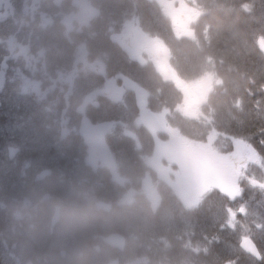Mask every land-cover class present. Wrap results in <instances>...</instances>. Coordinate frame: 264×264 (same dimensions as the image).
<instances>
[{"label":"flooded vegetation","instance_id":"flooded-vegetation-1","mask_svg":"<svg viewBox=\"0 0 264 264\" xmlns=\"http://www.w3.org/2000/svg\"><path fill=\"white\" fill-rule=\"evenodd\" d=\"M136 1L0 0V119L13 122L0 129V155L10 136L22 134L17 121L26 118L37 140L33 144L42 151L26 147L23 153L41 151L44 157L35 180L18 184L32 198L23 215L53 219L57 214L60 224L80 209L79 201L90 208L102 203L100 210L81 209L94 215L89 264H264L240 246L241 237L249 236L264 254V214L239 215L232 235L221 227L223 217L219 227L204 226L201 208L172 205L166 193L173 191L170 183L179 167L169 161L161 170L152 166L155 141L145 128L143 108L164 113L166 122L157 132L163 141L207 144V138L191 134L179 106L158 103L149 91L165 81L174 84L166 41L177 28L175 0ZM190 66L186 61L183 69ZM239 183L242 196L233 207L250 198L248 180L241 176ZM147 186L161 187L160 195L154 190L148 196L157 206L153 211ZM222 198L211 190L200 206ZM194 231L203 238L194 244L195 257L189 243ZM112 234L114 245L102 239ZM14 240L13 234L9 259L0 256V264L19 262ZM68 241L39 248L64 250L66 259H34L35 264H75L72 251L81 246L73 235Z\"/></svg>","mask_w":264,"mask_h":264},{"label":"trees","instance_id":"trees-1","mask_svg":"<svg viewBox=\"0 0 264 264\" xmlns=\"http://www.w3.org/2000/svg\"><path fill=\"white\" fill-rule=\"evenodd\" d=\"M200 3L206 14L196 27L199 42H195L196 49L189 50V57L192 74H209L217 81L205 111L213 121L212 127L220 132L229 135L255 132V125L261 121L256 117L253 102L264 84V51L258 43L264 38V0H200ZM250 90L253 95H249ZM252 139L259 140V136Z\"/></svg>","mask_w":264,"mask_h":264},{"label":"snow or ice","instance_id":"snow-or-ice-1","mask_svg":"<svg viewBox=\"0 0 264 264\" xmlns=\"http://www.w3.org/2000/svg\"><path fill=\"white\" fill-rule=\"evenodd\" d=\"M258 43L264 50V38H261ZM259 92L260 96L253 102L254 108L257 110L256 117L261 121L255 125V132H241L229 136L234 150L223 155L211 147L217 135L213 130L207 144L189 143L181 162L182 167L196 178L200 191L207 192L215 189L222 197L227 198V202L223 203L226 218L221 227L226 225L234 229L236 223L239 222L238 216L247 213L246 203L240 204L238 207H233L232 203L237 197L242 196V188L239 183L241 176L248 180L250 186L258 187L264 191V180L258 179L254 171L248 175L249 165H255L264 174V84L260 85ZM249 95H253L251 90ZM254 135L259 136V150L252 142ZM244 227L247 228V225ZM240 246L255 258L264 259V254L260 252L249 236L241 237Z\"/></svg>","mask_w":264,"mask_h":264},{"label":"rangeland","instance_id":"rangeland-1","mask_svg":"<svg viewBox=\"0 0 264 264\" xmlns=\"http://www.w3.org/2000/svg\"><path fill=\"white\" fill-rule=\"evenodd\" d=\"M202 79H204V78H200L199 80H197V82L198 81H203ZM207 80H208V83H209V77H207ZM189 114H191V112L189 111L188 112ZM193 117H195V118H199V113L198 112H195L194 113V115H193ZM212 124H213V121H212V119L211 118H207L206 119V126H209V127H211V129H212V132H213V130H215V132L217 133V135H216V137H215V140H214V142L215 141H219L222 145L224 144V143H228V144H232V141L229 139V138H227V137H225V136H223V133L222 132H220V131H218L216 128L214 129L213 127H212ZM211 132V133H212ZM209 135L210 134H208V137H209ZM251 167V165H249V168ZM254 171H255V173H256V175L258 176V178L259 179H262L263 180V176H264V174H262V172H261V169L260 168H258V167H256L255 165H254ZM88 215V214H87ZM90 215H88V217H89ZM199 215H197V214H193V217H198ZM252 216L253 217H259V216H261V214H260V212H258V213H256V214H252ZM202 219H200L199 220V222L201 221ZM88 221V219H86V218H80L79 219V224H81V223H84V222H87ZM68 222V221H67ZM66 221H63L62 220V222L60 223V224H58V226L56 227V231L55 232H53V234L52 235H54L57 239H59V241L58 242H56V243H58V244H67V243H70L68 240H66V239H64L63 238V236L65 235L66 237H68L69 236V234L67 233V230H63L64 229V225H66V223H67ZM211 224V220L209 221L208 219H205V221H204V226H209ZM21 228H24V226L23 227H21ZM27 229H28V231H27V238L29 239L28 240V242H27V246L26 247H24L22 250H20L19 251V253L18 254H20V255H22L23 257H26V258H28V255L29 254H31L32 253V251L33 250H38L40 247H51L52 246V244L51 243H49V241H48V238L47 237H44V232L43 231H39V233L36 231L37 229H34V227L32 226V227H26ZM20 231V228L19 227H17V230H16V233H18ZM197 233V231H194V232H192L191 234H190V236H191V240L189 241V243L190 244H192V245H194L196 242H197V244L198 243H200V240L202 241L203 240V238H201V239H197V237L196 236H193V234H196ZM209 233V232H208ZM8 234V230L6 231V232H4L3 230H2V235L3 236H6ZM197 240V241H196ZM55 241V240H54ZM195 247H197V246H195ZM69 250H71L72 251V249L71 248H69ZM87 251L85 252V253H83V255H80L81 254V252L80 251H77V248H76V246H74V248H73V259L72 260H70L71 262L72 261H75V264H78V258L77 259H74V257L76 256V257H78V255H79V258L80 259H82V258H87ZM194 253H196V251H193V254ZM187 258H189L190 256L188 255V254H184ZM51 257H52V259L54 260V261H56V260H62V259H66L67 257H63L62 255H61V252L60 251H58V252H51ZM57 262V261H56ZM82 264H87L86 263V261L85 260H83V262H82Z\"/></svg>","mask_w":264,"mask_h":264},{"label":"water","instance_id":"water-1","mask_svg":"<svg viewBox=\"0 0 264 264\" xmlns=\"http://www.w3.org/2000/svg\"><path fill=\"white\" fill-rule=\"evenodd\" d=\"M203 86L197 85V87L193 89V93L197 95L196 98L198 100H203L206 97L208 88L206 86L205 87ZM143 116L145 120L154 119L155 117L150 112L143 113ZM105 130H106V125H104V131ZM186 150L187 148L185 145V149L183 148V150L179 149V151L178 150L175 151V154L179 155V157H177V164L180 167L181 175L179 176L178 181L173 185V188H175V190L177 191L179 197L183 202H185L188 205H194L199 202V197L202 196L205 192L199 190L196 178L190 175L189 172L182 167L181 162L185 156ZM172 154L174 155V153Z\"/></svg>","mask_w":264,"mask_h":264},{"label":"bare ground","instance_id":"bare-ground-1","mask_svg":"<svg viewBox=\"0 0 264 264\" xmlns=\"http://www.w3.org/2000/svg\"><path fill=\"white\" fill-rule=\"evenodd\" d=\"M80 218H86V219H88V215L87 214H83V215H81L80 217H78V218H70V219H68L66 222V225H64V229L63 230H68V229H75V228H77L78 227V225H79V219ZM7 228H8V226H7V224L6 223H3V226H2V230L4 231V232H6L7 231ZM27 231H28V229L26 228V227H24V228H22V229H20V231L18 232V233H15V235H14V237H15V239H17L18 241H20V242H26V241H28L29 239L27 238ZM215 251V250H214ZM201 256V255H200ZM199 257V256H198ZM195 259V258H194ZM199 259V258H198ZM197 259V260H198ZM199 261V260H198ZM193 262V261H192ZM193 264V263H192Z\"/></svg>","mask_w":264,"mask_h":264}]
</instances>
